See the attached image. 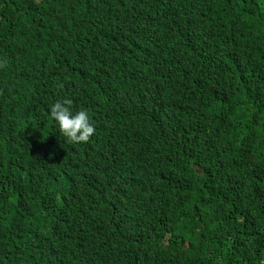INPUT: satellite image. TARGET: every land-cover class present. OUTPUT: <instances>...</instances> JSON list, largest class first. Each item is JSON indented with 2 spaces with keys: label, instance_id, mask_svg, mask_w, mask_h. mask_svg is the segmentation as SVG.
<instances>
[{
  "label": "trees",
  "instance_id": "trees-1",
  "mask_svg": "<svg viewBox=\"0 0 264 264\" xmlns=\"http://www.w3.org/2000/svg\"><path fill=\"white\" fill-rule=\"evenodd\" d=\"M0 264H264V0H0Z\"/></svg>",
  "mask_w": 264,
  "mask_h": 264
},
{
  "label": "clouds",
  "instance_id": "clouds-1",
  "mask_svg": "<svg viewBox=\"0 0 264 264\" xmlns=\"http://www.w3.org/2000/svg\"><path fill=\"white\" fill-rule=\"evenodd\" d=\"M168 33L165 31L164 36ZM206 101L208 98L204 96L202 102L206 103ZM71 103L70 99L56 101L50 108V116L57 126L59 135L67 142H86L94 133L90 116L84 110L73 112Z\"/></svg>",
  "mask_w": 264,
  "mask_h": 264
}]
</instances>
